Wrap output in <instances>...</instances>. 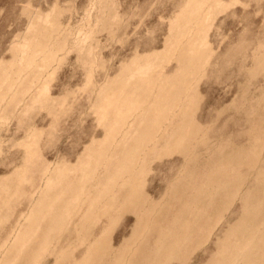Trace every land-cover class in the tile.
I'll return each instance as SVG.
<instances>
[{
	"label": "bare ground",
	"instance_id": "1",
	"mask_svg": "<svg viewBox=\"0 0 264 264\" xmlns=\"http://www.w3.org/2000/svg\"><path fill=\"white\" fill-rule=\"evenodd\" d=\"M187 2L185 11L176 19L178 24L172 26L171 39L166 40L165 50L140 57L136 55L128 65L120 68L118 76L105 80L102 90L101 84L96 86L100 92L96 91L99 102L95 112L100 127L105 130L104 135L99 139L91 138V144L83 148L74 164L65 157L55 163L49 162L39 146L44 129L39 128L35 119L29 120L32 111L37 114L36 111L41 109H47L50 116L58 119L56 105H52L57 100L48 96L52 88L49 90L48 85L41 83L44 68L42 71L38 67L43 61L39 59V64L36 54H42V57L45 54L46 60H51L55 52L52 53V47L58 51L62 41L55 42L59 38H53L56 45L51 47L53 34H43L40 28L36 35L38 43L36 40L31 41L34 44L29 42L31 45L20 46V49H14L15 56L11 61H0V120L11 121L18 116L17 131L29 114L27 120L31 122H26L27 127H23V138H19L18 132L11 134L12 149L21 152L9 154V161L8 158L5 160L9 163L6 174L0 176L1 223L12 216L6 212L12 211L17 197L19 206L24 204L23 199L29 205L27 211L14 216L17 219L11 231L3 229L8 238L0 243V264H34L49 250L54 255V264H65L71 256L73 260L66 264H174L175 261L189 264L195 252L215 236L223 213H227L238 199L245 198L246 192L240 193L252 174H255L257 187L254 190L258 194L252 197L249 194L245 198L240 221L235 222L234 227L231 225L232 228L228 226V233L222 234L223 239L218 238L221 240L216 241L217 255L205 264H264V168L260 169L264 130L259 124H251L254 128L249 135L255 140L252 139L254 143L249 140L253 143H250L253 149L250 154L245 148L224 141L226 139L215 140L216 152L210 147V139L206 142L209 129H201L203 126L200 127L196 118L203 97L196 89L199 83L196 76L203 70L206 72L205 68L209 66L211 51L205 28H208L209 17L217 2ZM165 56L176 63L172 71L169 70L171 67L168 69L165 65L167 71L163 64L159 65L160 58ZM35 62H38L37 67L33 66ZM205 72L202 75L205 76ZM200 144L213 150L214 153L210 150L212 153L207 157L210 161L204 157L202 161L198 159L203 156L197 151ZM174 154L184 155L183 162L180 161L177 174L167 180L164 195L155 200L148 192L151 189L148 175L152 176L157 169L153 167L157 160ZM208 166V179L197 186L194 181L197 171ZM202 175L198 174L199 177ZM190 190L197 191L191 202L188 201ZM218 198L221 201L218 202ZM176 204H180L181 209L175 213ZM21 208L17 210L20 212ZM128 213L136 216L135 224L130 236L124 237L116 246L114 229ZM65 232L67 236L60 237ZM13 234L16 236L12 239ZM75 239L86 244L85 249L79 251V258L74 257V248L69 250ZM54 240H57L55 244ZM79 243L76 247L81 245Z\"/></svg>",
	"mask_w": 264,
	"mask_h": 264
},
{
	"label": "rangeland",
	"instance_id": "2",
	"mask_svg": "<svg viewBox=\"0 0 264 264\" xmlns=\"http://www.w3.org/2000/svg\"><path fill=\"white\" fill-rule=\"evenodd\" d=\"M187 1L188 0H0L1 62L11 61L13 56H15V54L13 55L14 49L18 50L20 46L23 48V45L30 43L34 44L36 40L35 43H38L39 38L36 39V35H38L37 33L40 30L43 34H53L51 47L56 45L53 38H59L55 40V42L62 41L58 51L55 46H53L54 48L52 47V53L55 52L51 60H46L45 54L43 57L42 54H36V61L39 62L40 59L41 62H44H39V64L41 63L44 65L41 66L40 64L38 67V69L42 71L44 68L43 75L41 76L43 77L41 81H43L41 83L48 85V87H50L49 90L52 88L49 91L50 93L48 92V96L51 95L52 98H56L55 100H57L55 104H52L54 106L56 105L55 109L56 111L58 110L57 112L59 113H56L58 114L56 115L58 119L55 118L57 122L49 115L47 109H41V111L37 110V114L32 111V119H29L31 122L35 119L37 123L39 122V125L37 124L39 128L44 129L39 146L45 151V156L48 158L49 162L55 163L65 157L74 164L78 156L83 153V148L91 144V138L94 136L98 139L103 137L105 130L100 127L98 114L95 112V109L98 107L96 103L99 102V100L96 99L100 92V90L98 92V87H100L98 85L105 84L107 78L110 79L115 78L116 75L118 76V72L120 74L122 66L124 64L128 65L136 55L140 57L141 55L144 56L146 53L153 54V51L154 53H160L159 51L162 52L163 48L166 46L165 44L171 39L170 35H172V28H174L172 27L173 24L174 26L178 24L179 21L177 20L180 16L179 14L185 11L184 8H186L185 5ZM189 1L187 3H189ZM216 2L213 10L214 12H212L209 17L208 28H205L207 42L211 51L208 59V65L210 67L208 66V68H205L206 72L204 70L202 71V73L205 72V76L202 75V73L196 76V82L198 81L199 83H196L198 88H195L198 89L200 95L202 94L201 96H203L198 104L196 118L198 123H200V127L201 125L203 126L201 129L204 130L206 128V131L207 128L209 129L210 132L207 131L209 134L207 136L208 139L206 137L207 140H205L208 143L210 139L209 144L212 149L216 145L215 140L222 138L223 140L226 139L224 141L228 140V143H234L235 146L245 148L250 154V152H252L251 145H253V140H255V137L253 139V136L250 138L249 135L251 134V128H254L251 124H259L264 130V0H216ZM174 20L176 22H174ZM203 36L206 37L204 34ZM166 40L168 41L166 42ZM158 61L159 60L156 61L157 64ZM38 62H35L36 64L33 66L37 67ZM159 62V65H166L168 69L171 67L169 69L171 71L176 66V63L168 56L164 58L161 57ZM166 66L165 68L167 69ZM168 69L167 71H169ZM103 87L104 85L100 87L101 90ZM93 89L95 92H93ZM96 91L98 92L97 95ZM58 99L59 101L62 100L60 101L61 104ZM95 99L97 101H95ZM58 106H61V110ZM256 113L257 116L255 117ZM35 114L37 116L34 118ZM253 114L255 118L252 117ZM29 115L25 118L26 121L23 127H27V124L31 123L27 120L30 118ZM17 118L15 117L11 121L8 119L0 120V137L3 138V141L0 142V176L6 174L5 168L9 164L8 161L11 153L21 152L20 150L17 151L16 148L12 149L13 140H9L13 132H18L19 138H23L24 136V128L22 125V128L17 131V126H19V124L17 125V123H19ZM254 119L258 120L255 121ZM207 133L205 132V134ZM249 140H251V142L253 141V143L249 142ZM248 142L249 145L247 144ZM201 145L203 146V144H200L197 151H201L199 155L201 156L203 154V156L198 159L202 161L204 157L205 160L208 159V162L210 161V158H207L209 157V153L211 154L213 150L214 152L217 150L215 151L216 148L213 150L208 149L210 148L209 146L208 148H204L205 145L202 148ZM262 148V165L259 163L261 168L260 165H258L260 169L264 168V146ZM226 152L227 150L224 151V154ZM206 154H208V156H206ZM180 155L181 154H179V157L178 154L168 157L162 156V159H160L161 161L157 160L154 164V169H157L151 173L152 176L148 175V187L151 188L148 192L155 200H160L161 196L165 193L164 191H166V184H168L172 176H175L177 171H179V167L182 164L180 161L183 162L184 159V155ZM6 158H8V161H5L7 160ZM172 165L176 166L173 167ZM158 168H160V170ZM203 168H201V170L199 169L202 172L198 170L196 173L197 176L198 174L201 176V173H203L204 175H202V177L196 176L195 179L193 177L194 181L197 182V186L205 183V180L208 179L207 176H209L208 172L210 167L208 166L206 169L205 167ZM170 169L173 170L171 171ZM169 170L173 175H171L172 173ZM249 179L250 180L247 181V186L241 190L240 193L242 195L246 192L247 195L246 193L243 195L245 198L249 194H251V197L252 195L258 194L254 190V188L257 187L255 174L250 175ZM190 184L191 188L192 182ZM25 186H27V184ZM246 188H248V190H245ZM27 189H29V187ZM195 192L197 191L190 190L188 192L189 202L196 196ZM26 193L29 194V192ZM160 193L162 195H160ZM245 198L241 200L238 199L236 203L234 202L230 207V211L228 210L227 213L226 211L223 213L222 217L224 218H222V223L215 229V236L211 239V243L208 242L209 244L207 243L206 246L204 245L205 248L203 246L198 252L196 251L197 254L195 252V256L192 257L189 264H205L211 262L212 256L215 257L217 255L216 253L218 251H215L218 243H216V241L218 242V240L220 241L225 237L224 235L228 233V230L226 231L228 226L232 228V226L234 227L236 223L240 221L238 218H241L244 214ZM16 201V206L13 205L12 211L6 212V215H12L10 216L11 218L9 217L7 221H2V223L0 221V243L3 239L8 238V235L4 232L11 231L13 228L12 226L15 225L17 218H14V216L18 217L21 215L22 211H27L26 208L28 209L29 205L26 199L22 200L25 205L21 203V206L18 204L20 203L18 197ZM217 201L219 202L221 199L218 198ZM18 207H22L20 212L17 210ZM180 209V204H176L173 208L175 213L180 211ZM231 215L234 218H232ZM135 217L134 214L128 213L115 227L113 238L116 246H119V243H121L124 237L128 238L130 236L136 221ZM66 232L60 237H66ZM14 236H16V234L11 236L12 239ZM56 241L54 240L53 244H55ZM213 241L214 243H212ZM73 242L71 241V245L72 243L73 245L70 246L69 250L73 251L75 249L73 255L79 258V251L82 252L86 244H81L77 242L76 239ZM78 243L81 245L76 247ZM65 248H67V246ZM72 248L74 249L72 250ZM204 249L208 252H205ZM49 251L45 254L43 253V255L39 257V261L36 260L37 262H34V264L38 262V264H54V255L49 253ZM72 258L73 256L68 258L66 262L64 261V263L66 264L68 261L71 263L73 260ZM208 259L210 260L208 261ZM178 262L180 261H175L174 264H179ZM182 262L183 261H181L180 264Z\"/></svg>",
	"mask_w": 264,
	"mask_h": 264
}]
</instances>
